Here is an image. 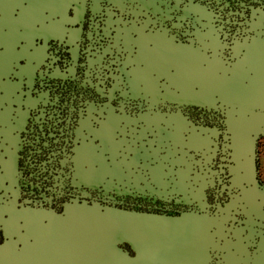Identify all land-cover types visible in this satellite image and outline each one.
I'll list each match as a JSON object with an SVG mask.
<instances>
[{"label": "flooded vegetation", "instance_id": "1", "mask_svg": "<svg viewBox=\"0 0 264 264\" xmlns=\"http://www.w3.org/2000/svg\"><path fill=\"white\" fill-rule=\"evenodd\" d=\"M263 13L264 0H0V264H100L97 226L60 222L85 202L210 218L239 195L238 116L188 92L213 53L259 35L226 41L212 17L234 32ZM235 217L246 240L213 246L204 221L181 245L178 223L143 224L103 264H264V209Z\"/></svg>", "mask_w": 264, "mask_h": 264}, {"label": "water", "instance_id": "2", "mask_svg": "<svg viewBox=\"0 0 264 264\" xmlns=\"http://www.w3.org/2000/svg\"><path fill=\"white\" fill-rule=\"evenodd\" d=\"M252 19V18H251ZM254 19V18H253ZM251 28L245 29L240 23L234 32H229V21H225V28L228 33L225 40L230 38L229 34H259L254 42V47L239 52L230 44L225 46L220 53H213L211 59L207 60V67L203 71L204 76L197 78L190 97L206 98L209 101H219L226 106L228 112L237 115L228 126L231 127L229 145V156L234 165L229 166V172L234 176L233 185L228 190L235 188L240 191L239 195H231L230 202L224 209L216 214L207 215H182L179 218L164 216L131 214L112 210L109 206L98 203L87 205L86 202L80 207L83 210L78 213L69 212L60 220L66 224H94L100 236L99 261L100 264L108 261L112 253L111 243H117L126 239L125 231L128 229L141 232L143 224L178 223L180 227V244L191 241L198 233H204V221L208 224L206 232L209 235L213 246L221 240L232 239L246 240L248 237L236 234V229H228L225 224L228 222H239L235 215L247 216L249 212L263 213L264 209V187L258 180L257 143L261 136H264V22L263 18H256L252 21ZM236 25V24H235ZM244 25L249 26L248 21ZM183 87V85L181 84ZM181 93H185L181 90ZM196 101V100H195ZM181 143L186 140L187 144L193 142L189 136L180 137ZM185 142V143H186ZM182 151V150H181ZM187 153V152H186ZM193 157V156H191ZM203 211V209H202ZM225 212L226 216L218 215V212ZM233 212V213H232ZM141 228V229H140ZM149 229H157L149 227ZM233 231V235L226 234ZM118 233L114 242L108 240L109 233ZM150 240V238H149ZM214 248V247H213ZM215 249H213L214 252ZM216 258L219 256L215 254Z\"/></svg>", "mask_w": 264, "mask_h": 264}, {"label": "rangeland", "instance_id": "3", "mask_svg": "<svg viewBox=\"0 0 264 264\" xmlns=\"http://www.w3.org/2000/svg\"><path fill=\"white\" fill-rule=\"evenodd\" d=\"M218 15L213 16L211 19V26L213 28L212 29L213 33L214 34H223L226 32L228 33L227 28H225L224 16L222 15L223 17H219ZM262 18H263V22H264V13L262 15ZM226 21H228V20H226ZM237 21H239V19ZM225 35L226 34L223 35L224 39H225ZM229 40H230V38H227L226 41H229ZM223 45H225V44H223ZM258 165H259V176L263 180V183H264V137L261 138L259 145H258Z\"/></svg>", "mask_w": 264, "mask_h": 264}]
</instances>
